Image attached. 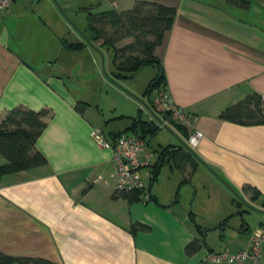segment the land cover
<instances>
[{
  "label": "crops",
  "instance_id": "obj_1",
  "mask_svg": "<svg viewBox=\"0 0 264 264\" xmlns=\"http://www.w3.org/2000/svg\"><path fill=\"white\" fill-rule=\"evenodd\" d=\"M139 1L177 8L154 50L158 62L138 72L156 69L144 91L149 101L147 89L163 72L162 87L175 104L198 116L194 127L205 137L194 154L182 141L188 144L191 129L172 125L177 136H158L169 130L159 127L156 115L164 114L126 92L122 80L134 90L137 75L118 71L116 39L105 44L114 30L107 19ZM101 20L104 33L96 39ZM94 47L111 50L114 79L104 77ZM87 64L97 71L87 72ZM111 91L117 98L108 104L103 96ZM254 93L264 95V0H12L0 10V124L17 108L47 110L37 149L48 164L1 178L0 251L55 264H212L208 252L217 245L207 232L225 233L233 221L239 236L218 248L241 250L264 226V124L221 114ZM137 117L159 127L146 137L149 200L147 190L116 191L114 152L92 137L94 128L109 138L128 134ZM168 146L177 151L162 155ZM163 171L172 173L167 193L155 189ZM192 242L201 247L190 253Z\"/></svg>",
  "mask_w": 264,
  "mask_h": 264
},
{
  "label": "trees",
  "instance_id": "obj_2",
  "mask_svg": "<svg viewBox=\"0 0 264 264\" xmlns=\"http://www.w3.org/2000/svg\"><path fill=\"white\" fill-rule=\"evenodd\" d=\"M233 2L243 4V2H247V0H233ZM176 15V7L151 1H139L132 10L127 11L122 15H117L115 18L107 19L112 25L114 24V26L118 25L127 28L129 35H133V33L143 30V32L148 36L153 37V40L143 43L145 48V58L129 56L125 60H120V62L118 55L119 49H114L115 56L117 55V61H119V63H117L118 71L134 75L144 65L157 63L158 60L154 56V50L157 45L162 43L165 33L173 27ZM95 26V38L98 39L103 36L104 33L102 27L104 26L103 20L96 23ZM114 41L115 38L111 37L106 39L105 44L107 46H114ZM68 47L74 50H79L82 49L84 45L82 43L69 44ZM119 72L117 75H120ZM165 83V75L161 72L157 78L151 82L146 94L150 96L155 87L162 85L165 87ZM47 114L48 111L45 109L36 111L17 108L11 110L6 118L1 122L0 154L5 157L6 163L0 165V180L5 175L30 170L48 164L47 157L37 149V140L46 128L44 118ZM221 117L243 124H264V95L254 93L242 100H239L233 106L227 108L221 114ZM182 129L184 130V133L187 134V128L182 127ZM158 130L159 127L152 121H143L141 117H137L134 119L129 130L124 133H132L146 139L148 135H155ZM119 135L122 134H115L113 135V138ZM147 142L149 143V141ZM175 151H177L175 146H168L165 150H163L162 155H173V152ZM189 151L193 154L195 153L194 151ZM158 173L159 168H156L153 171V174L157 177ZM200 247V244L192 242L188 246V252L193 253ZM0 264L55 263L26 257H13L0 251Z\"/></svg>",
  "mask_w": 264,
  "mask_h": 264
},
{
  "label": "built area",
  "instance_id": "obj_3",
  "mask_svg": "<svg viewBox=\"0 0 264 264\" xmlns=\"http://www.w3.org/2000/svg\"><path fill=\"white\" fill-rule=\"evenodd\" d=\"M12 0H0V10L10 7ZM151 105L155 112L164 114L159 120L160 128H170L177 124L191 129L188 144L192 149L199 146L205 134L194 127L198 116L188 109L178 107L171 93L162 86L155 87L151 93ZM160 118V117H159ZM92 137L97 145L111 149L114 152V177L118 193L146 192L147 186L143 181L142 171L150 169L152 154H147L148 142L143 137L132 133L109 138L102 128H94ZM146 197L150 195L146 192ZM264 226L252 230L250 239L244 248L237 252H208V260L215 264H264Z\"/></svg>",
  "mask_w": 264,
  "mask_h": 264
},
{
  "label": "rangeland",
  "instance_id": "obj_4",
  "mask_svg": "<svg viewBox=\"0 0 264 264\" xmlns=\"http://www.w3.org/2000/svg\"><path fill=\"white\" fill-rule=\"evenodd\" d=\"M112 26H113L112 29H114L112 32V35H107V37L109 38L110 36H112V38H115L117 40V44H118L117 46L121 47L119 52H118L119 61L125 60L129 56L145 58V53H144L145 48H144L143 43L153 40L152 36H148L146 33L143 32V30H139V31L133 33V35H129L127 28L122 27V26H118V25L114 26V24ZM121 37H122V39H119ZM127 42H128L127 47H124L125 46L124 44ZM94 48H95L96 54L99 57V65L101 66V70H102L104 77H106L110 80L114 79L113 75H112V71L114 69H113V63H112V52H111V50H108L106 48H103L102 50H99L97 47H94ZM86 68L89 70L87 72L95 73L97 71L96 66L93 64H87ZM155 73H156V69L153 66H151V65L146 66L140 72L136 73L137 76L132 81L133 84L136 85V88L134 90H130L129 88H127L124 85V84H127V81L122 80V85L125 87V90L127 93H129V95L131 94L132 97L137 98V102H141V103H145L146 105H149L150 101L148 100L147 96L146 97L144 96V91L147 88L146 85L148 84L151 77ZM82 78L83 77H80V79H82ZM116 98L117 97L113 91L109 92V94H104V96H103V100H106V102L108 101L109 102L108 104H111V102L113 100H115ZM172 130H174V129H172ZM165 132L173 133V134H176V136H177V133H175L174 131L171 132L170 129L169 130H161L160 134L158 136H161ZM154 141H155V138L152 141L153 144H154ZM182 141L186 144L187 138L184 137ZM163 172H164V175L162 173V176H160L159 180H157L155 189L157 190L158 188L159 189L163 188L166 190V193H167V192H169V187L172 183V178H171L172 173H170V171H168L166 173H165V171H163ZM143 181L145 182L146 186H149L148 181L146 179L143 178ZM148 191H149V188H147V192ZM180 193L181 192H179V194ZM145 197H146V194H145ZM239 198H241V196H239ZM236 222H234V221L232 223L229 222V224L226 227L225 233H224V231H221V230L220 231H212L211 230L210 232H207L210 234L209 238H208V239H210V242L212 244L214 242L217 245L215 247L214 252L219 253V252H223L224 250H227V249H224L226 247V244L228 242L233 241L234 240L233 238H236L237 236H239V233H237V232L233 233L234 232L233 227L236 225ZM254 223H255V221H254ZM254 223L251 224L252 227L254 226ZM231 230H233V231H231ZM153 235H154V237H153L154 240L156 242H158L159 237L162 236L161 235V229L156 227ZM218 246H222V247L224 246V248H223L224 250L221 249V251H220ZM232 253H234V252H232ZM201 254L205 257L204 249L202 250ZM212 264H215V263H212Z\"/></svg>",
  "mask_w": 264,
  "mask_h": 264
},
{
  "label": "water",
  "instance_id": "obj_5",
  "mask_svg": "<svg viewBox=\"0 0 264 264\" xmlns=\"http://www.w3.org/2000/svg\"><path fill=\"white\" fill-rule=\"evenodd\" d=\"M156 117L158 118V120H161V118H159L157 115H156ZM167 129H170V128H167ZM171 130V129H170ZM172 131V130H171ZM186 148H188L189 150H191V151H193V149L189 146V144H183ZM197 155V154H196ZM245 203H247L246 201H245Z\"/></svg>",
  "mask_w": 264,
  "mask_h": 264
}]
</instances>
